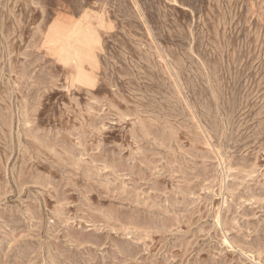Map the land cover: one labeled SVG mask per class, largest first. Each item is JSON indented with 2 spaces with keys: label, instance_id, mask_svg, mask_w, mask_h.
<instances>
[{
  "label": "rangeland",
  "instance_id": "rangeland-1",
  "mask_svg": "<svg viewBox=\"0 0 264 264\" xmlns=\"http://www.w3.org/2000/svg\"><path fill=\"white\" fill-rule=\"evenodd\" d=\"M0 264H264V0H0Z\"/></svg>",
  "mask_w": 264,
  "mask_h": 264
},
{
  "label": "bare ground",
  "instance_id": "bare-ground-1",
  "mask_svg": "<svg viewBox=\"0 0 264 264\" xmlns=\"http://www.w3.org/2000/svg\"><path fill=\"white\" fill-rule=\"evenodd\" d=\"M76 41H78V40H76Z\"/></svg>",
  "mask_w": 264,
  "mask_h": 264
}]
</instances>
